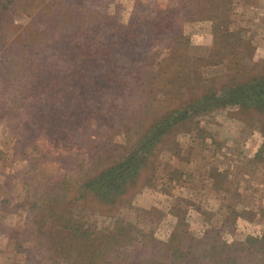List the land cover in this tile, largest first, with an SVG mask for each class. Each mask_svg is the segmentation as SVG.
Segmentation results:
<instances>
[{"label": "rangeland", "instance_id": "374dc122", "mask_svg": "<svg viewBox=\"0 0 264 264\" xmlns=\"http://www.w3.org/2000/svg\"><path fill=\"white\" fill-rule=\"evenodd\" d=\"M262 73L264 0H0V264L82 259L34 223L47 189L101 243L86 264H264L262 112L179 122L112 211L78 196L161 115Z\"/></svg>", "mask_w": 264, "mask_h": 264}, {"label": "trees", "instance_id": "16d2710c", "mask_svg": "<svg viewBox=\"0 0 264 264\" xmlns=\"http://www.w3.org/2000/svg\"><path fill=\"white\" fill-rule=\"evenodd\" d=\"M235 82L236 80L226 83L215 90L210 89L196 100L161 115L138 141L136 149L133 148L122 159L87 178L80 185L81 191L78 196L92 198L107 211H112L123 205L130 188L142 176L146 161L152 155L151 150L157 142L176 124L189 116L196 115L197 112L214 106L239 105L244 109V112L256 110L264 113V73L259 76L252 75L238 83ZM213 102L217 103L213 104ZM41 198L39 197L29 208L33 213L40 215L34 223H39L40 228H46V239L56 246L55 251H58L59 256L61 257L66 251L70 252V249L76 250L78 247V249L84 250L82 259L77 257L81 256L78 254L68 255V258L71 259L70 263L66 264L93 263L98 258L97 252L101 251V247H99L101 243H95V239L91 235L89 236L86 230L75 228L73 219L69 215L66 216L64 210L70 201H65V197L62 198L60 194L54 192V189L50 192L47 189L42 203ZM120 236L123 237L124 234L121 233ZM68 240L72 241L70 246L65 245ZM84 254L89 257L87 262ZM233 259V256H226L224 264H229V261ZM64 261L69 262L68 260Z\"/></svg>", "mask_w": 264, "mask_h": 264}]
</instances>
